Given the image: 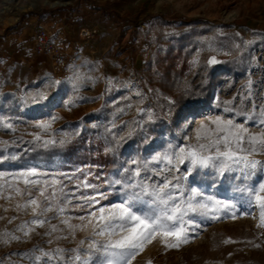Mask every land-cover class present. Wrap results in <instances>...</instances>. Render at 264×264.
Instances as JSON below:
<instances>
[{"label":"rangeland","instance_id":"374dc122","mask_svg":"<svg viewBox=\"0 0 264 264\" xmlns=\"http://www.w3.org/2000/svg\"><path fill=\"white\" fill-rule=\"evenodd\" d=\"M32 1L0 0V150L4 155L15 154L20 158V153L25 152L24 142L34 141L36 134L43 140L57 141L49 143L51 145L65 138L85 140L88 145L73 158L61 154L50 160L29 157L22 163H0V172L5 173L0 176V264H34V260L23 253L35 246L45 250L72 249L84 240L82 247L86 248L92 231L90 225L84 226L87 221L78 219L86 215L81 211L69 210L60 215L49 212L48 217L56 218L43 227L32 225L31 206H21L30 199L28 191H33L36 197L39 193L26 190L22 179L11 174L35 165L42 171L72 176L71 182L65 180L69 190L87 176L90 183L102 185L101 191L112 192L105 180L112 179L124 161L139 160L141 153V161L151 160L156 153L168 151L169 145L195 143V132L202 121L208 123L217 115L230 118L223 109L241 104L238 94L245 93L249 79L253 81L256 103L264 104V100L259 99L264 97V0H71L55 7L44 4V0H35L37 7L17 12L15 19L9 20V14L4 12L5 6L13 8L15 3L22 5ZM139 22L142 24L138 25ZM83 28L96 31L92 39L80 36ZM191 29L203 30L196 39L197 48L183 80L201 72L200 66L208 65V59L215 56L220 63L209 66L222 67L223 81L212 91V102H220L221 106L215 105L204 114H179L173 128L157 137L139 133L138 138L147 142V149L143 151H135L134 145L125 147L121 142L116 153H106L105 148L110 146L105 139L106 129L111 127L112 121L117 126L127 122L122 131L117 129L120 136H124L132 121L134 124L148 120L146 114H138V109H147V103L155 98L164 99L146 73L152 55L159 47L174 50L178 41H184V33ZM43 30L68 52L80 54L76 69L63 83H54L49 62L36 57L29 48L30 35ZM242 60H245V76L236 78V84L230 85L226 78L232 74L226 64L230 61L240 64ZM76 76L81 82L74 86ZM126 82H135L138 87L129 91L122 87ZM137 90L143 97L134 95ZM82 97L87 99L81 100ZM233 97H237L234 105L224 103ZM247 105L251 110V103ZM120 108L125 109L123 114H118ZM237 122L243 123L244 117H238ZM39 123H50V128L44 131L35 126ZM248 130L250 133L264 131L251 123ZM77 132L79 135H74ZM90 155H109L113 158L112 168L106 174L103 166L90 161ZM252 157L264 160V148L252 153ZM81 169L84 171H78ZM226 176L218 180L210 175H196L195 180L189 176L187 186L199 188L206 196L231 201L236 208L223 209L221 205L222 210L210 217L194 216L199 226L193 232L185 225L189 237L177 247L166 246L160 236L149 238L130 264H264V223L260 209L246 204L251 199L247 187L253 181H229ZM81 193L94 194L91 189L83 188L77 195ZM118 202L112 194L100 201V205L108 207ZM62 219L82 227L77 228L73 236L68 226L61 223ZM50 225H57L60 231L45 235ZM29 228L34 231L25 235L22 229ZM62 236L68 238L57 239ZM49 240L52 242L47 243ZM169 243L175 240L169 238Z\"/></svg>","mask_w":264,"mask_h":264},{"label":"snow or ice","instance_id":"6c2138e0","mask_svg":"<svg viewBox=\"0 0 264 264\" xmlns=\"http://www.w3.org/2000/svg\"><path fill=\"white\" fill-rule=\"evenodd\" d=\"M217 63L220 61L215 56L207 61L208 65ZM80 82L79 76L74 77V86ZM54 83L59 84L60 81ZM252 85L253 81L249 79L245 93L238 94L242 107L223 109L224 113L230 114V118L217 115L210 118L208 123L201 122L195 132V143L189 141L181 145H169L168 151L156 153L151 160L124 161L114 177L105 180L112 192L101 191L102 185L90 183L87 176L83 180H78L73 189L69 190L65 180L71 182L72 176L63 172L42 171L35 165L11 174L22 179L26 190L32 189L39 193L36 197L33 191H28L30 199L21 206L24 208L31 206L32 225L43 227L45 223L56 218L48 217L49 212L60 215L71 210L86 212V215H81L78 219L87 221V225L84 226L90 225L92 229L91 235L87 237L90 243L86 248L82 247L84 240H81L79 245L72 249L57 247L45 250L35 246L23 255L33 259L34 264H130L131 258L137 251L142 250L144 242L149 238L160 236L166 246L177 247L181 241L189 237L185 225L193 232L199 226L194 216L210 217L222 210L221 205L223 209L236 208V204L231 201L206 196L199 188L187 186L189 176L195 180L196 175H210L218 180L227 174L226 179L229 181L236 179L253 181L247 187V194L251 199L246 201V204L249 208L253 205L259 207L261 222L264 223V160L252 157V153L264 148V131L250 133L248 130L249 123L264 129V104L256 103L257 97L253 93ZM122 87L131 91L138 86L135 82H126ZM134 95L143 97L144 94L137 90ZM85 99L87 98H81ZM236 99L237 97H233L231 101L224 103L234 105ZM259 99L264 100V97ZM169 102L175 103L171 100ZM249 102L251 110L246 107ZM124 111V108H120L118 114H123ZM137 111L141 116L146 114L149 121L152 119L151 110L140 108ZM241 116L244 117V122L238 123L237 118ZM143 122L139 120L135 123L137 127L142 128ZM35 126L47 131L50 123H39ZM126 126L127 122L121 126H117L114 121L111 122V127L106 129L108 136L105 139L110 145L105 148L106 153H116L121 142L127 139L119 134ZM8 128L11 129V124ZM74 135H79V132ZM131 135L132 132H129L128 136ZM42 140L41 135H34V141ZM69 142L66 138L58 141L61 145ZM49 143L55 144L57 141L43 140L44 146ZM17 159H19L17 155H4L3 150H0V163ZM3 175L5 173L0 172V176ZM82 188L91 189L94 194L77 195ZM112 194L116 195L118 203H112L108 207L100 205V201L107 200ZM97 205L100 206L97 208ZM61 223L68 226L73 236L75 230L82 227L71 224L68 219H62ZM22 230L28 235L34 228ZM58 231L60 229L57 225H50V231L45 235H52ZM96 237L105 239L98 240ZM12 238L19 239L15 236ZM169 238H173L175 243H169ZM37 252L39 254H35Z\"/></svg>","mask_w":264,"mask_h":264},{"label":"trees","instance_id":"16d2710c","mask_svg":"<svg viewBox=\"0 0 264 264\" xmlns=\"http://www.w3.org/2000/svg\"><path fill=\"white\" fill-rule=\"evenodd\" d=\"M94 9L101 10L99 8ZM141 22L137 24L140 25L142 24ZM202 30L191 29L184 33V41H178V45L174 50L165 51L162 47H159L152 55L151 60L147 64L146 73L151 85L162 92L161 95L164 99L155 98L147 103V109L152 112V119L150 121L146 120L142 128L137 127L135 123L132 124V121L130 128L123 133V137H127V139L122 141V145L125 147L134 145L136 146L135 151H143L147 149V142L138 138L139 133L142 134L141 132H143L148 137H157L163 131L173 128V121L179 114H204L210 112L215 105L221 106L220 102L216 104L212 102V91L220 81H223V74L220 72L222 67L202 65L200 66L201 72L197 71L186 81L183 80L188 62L197 48L196 39ZM244 63L245 60H242L240 64L236 61H230L226 64L229 73L232 74V77L228 76L226 78V82L234 86L236 78L245 76L246 68ZM170 100L175 103H170ZM238 106L242 107L241 104ZM168 107L170 109H167ZM129 132L134 135L129 137ZM69 141V143L63 145L48 144L44 146L41 142L28 140L23 144L26 147L25 152L20 153L21 156L16 160V163H22L29 157H33L34 160H50L61 154L73 158L78 151L85 149L88 145L85 140ZM141 155L142 153L138 155L139 160L142 157ZM89 159L90 161H96L100 165L98 167L103 166L106 174L113 165V158L109 155H101L99 157L90 155Z\"/></svg>","mask_w":264,"mask_h":264},{"label":"built area","instance_id":"2783aa9c","mask_svg":"<svg viewBox=\"0 0 264 264\" xmlns=\"http://www.w3.org/2000/svg\"><path fill=\"white\" fill-rule=\"evenodd\" d=\"M96 31L81 29L80 36L90 40ZM29 48L36 57L46 59L53 71L54 80L63 83L67 81L78 65L80 54L68 52L63 45L59 44L47 31L32 33L29 37Z\"/></svg>","mask_w":264,"mask_h":264},{"label":"bare ground","instance_id":"6f19581e","mask_svg":"<svg viewBox=\"0 0 264 264\" xmlns=\"http://www.w3.org/2000/svg\"><path fill=\"white\" fill-rule=\"evenodd\" d=\"M71 0H44L43 3L50 5L51 7H55V6H63L66 5L70 2ZM37 7L36 1L33 0L32 2L28 3V4H18L15 3V5L13 6V8L9 7V6H5L4 8V12L9 14V20L15 19L17 17V12L19 11H23L26 9H31ZM3 23V21H1V24Z\"/></svg>","mask_w":264,"mask_h":264},{"label":"crops","instance_id":"0c3cea01","mask_svg":"<svg viewBox=\"0 0 264 264\" xmlns=\"http://www.w3.org/2000/svg\"><path fill=\"white\" fill-rule=\"evenodd\" d=\"M70 13H73V11H71ZM69 14V13H68Z\"/></svg>","mask_w":264,"mask_h":264}]
</instances>
